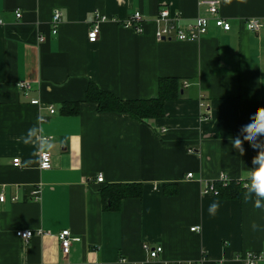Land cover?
Returning <instances> with one entry per match:
<instances>
[{"label": "crops", "instance_id": "crops-1", "mask_svg": "<svg viewBox=\"0 0 264 264\" xmlns=\"http://www.w3.org/2000/svg\"><path fill=\"white\" fill-rule=\"evenodd\" d=\"M204 1L0 0V264H241L239 255L264 249V230L250 227L264 229V212L203 192L221 174L241 180L256 155L247 142L236 152L230 139L264 107V0H219L230 31L211 21L198 40H157L161 9L179 13L185 28L208 16ZM56 9L62 22L52 34ZM135 12L140 34L123 26ZM97 15L106 21L93 43ZM251 18L263 23L259 32L246 28ZM163 77L182 79V98L149 122L84 101L90 81L121 99H148ZM66 102L81 103L68 113ZM38 118L56 145L48 170L20 139ZM114 183H141L142 197L105 210L101 188ZM19 229L34 236L25 242ZM64 230L80 238L68 254ZM145 244L163 251L152 259Z\"/></svg>", "mask_w": 264, "mask_h": 264}, {"label": "built area", "instance_id": "built-area-1", "mask_svg": "<svg viewBox=\"0 0 264 264\" xmlns=\"http://www.w3.org/2000/svg\"><path fill=\"white\" fill-rule=\"evenodd\" d=\"M204 4L207 7V13L208 16H199L197 17L194 22L189 23L185 28L181 27L180 22L182 20V17L177 12H172L168 8H163L159 11L155 18V23L157 25V29L155 32V36L157 40H172L176 39L178 41H195L203 37L207 34L210 22L213 21L214 25L217 28H220L224 31H230L231 30V24L229 21H227L223 16L220 14V1L219 0H207L204 1ZM16 17L20 18L21 13L17 12ZM106 21V18L100 15H97L95 23L92 25L89 34L88 39L90 42L95 43L98 40L99 34H100V23ZM62 22V13L59 9L54 10L53 16L51 19V32L52 34H56L58 32V28ZM1 23V22H0ZM144 20L141 12H135L129 19L125 21L123 24L124 28L130 29L134 31L135 33H143L144 31ZM245 26L249 31L252 32H259L262 27L263 23L257 19V18H251L248 19L245 22ZM45 41L44 36L39 37V42ZM185 86L188 85L187 82L183 83ZM18 87L23 90L27 91L30 89V85L27 82L21 81L18 83ZM32 104H39V101L34 100L31 101ZM50 113H55V110L53 107H50ZM192 149H189V152L192 153ZM39 166L42 170H48L52 167V161H51V154H45L41 155L39 157ZM13 165L15 167H18L20 165V160L18 158L13 160ZM188 178H192V173L187 174ZM99 183L104 181L103 175L99 174L96 179ZM230 180L226 175L221 174L219 178L215 182H220L223 185H227L230 183ZM242 181V180H239ZM215 182H207L205 184L204 193H213L216 194V189L214 186ZM243 182V181H242ZM38 191L34 192L35 198H37ZM4 197L0 195V201H3ZM192 231H199V227H193L191 229ZM42 232H40L41 234ZM16 236L25 241L28 242L33 236L34 232L32 230H25V229H19L16 231ZM58 239L61 244V249L64 254H68L70 247L73 242H78L80 238L73 237L71 235V232L69 230H64L58 235ZM144 250L147 252V254L150 256V258L155 259L159 257V255L162 253L163 248L161 246L157 247H150L149 245H143ZM241 264H259L261 262H264V249L262 251H250L246 252L243 255H239L238 257ZM124 261V260H122ZM185 264H202V261H199L198 263H185ZM218 264H225L224 262H219Z\"/></svg>", "mask_w": 264, "mask_h": 264}, {"label": "trees", "instance_id": "trees-1", "mask_svg": "<svg viewBox=\"0 0 264 264\" xmlns=\"http://www.w3.org/2000/svg\"><path fill=\"white\" fill-rule=\"evenodd\" d=\"M182 79L177 77H163L158 82V95L148 99H121L114 93L99 88L97 84L90 81L86 90L85 102L97 105L99 112L104 113H125L131 118L149 122L165 115V105L170 101H177L182 98ZM81 102H66L63 110L68 113H75ZM216 194L220 199H242L243 182L230 181L223 185L220 182L214 183ZM143 194L141 183H114L101 188V197L105 210L117 211L120 209L123 200L139 199Z\"/></svg>", "mask_w": 264, "mask_h": 264}, {"label": "clouds", "instance_id": "clouds-1", "mask_svg": "<svg viewBox=\"0 0 264 264\" xmlns=\"http://www.w3.org/2000/svg\"><path fill=\"white\" fill-rule=\"evenodd\" d=\"M225 2L231 3V0H225ZM39 121L40 118H38V123L30 127L20 138L25 145L35 149L33 156L37 158L52 152L56 146ZM262 137H264V107H257L250 115L249 122L242 125L239 133L230 140L233 149L241 155L245 152V142L256 153L252 157L251 167H247L244 176L241 177L243 181L242 200L244 204H251L254 210L264 212V139ZM219 207V202L211 203L208 209L209 214L214 216ZM250 227L253 232L264 230L256 220L250 222Z\"/></svg>", "mask_w": 264, "mask_h": 264}]
</instances>
